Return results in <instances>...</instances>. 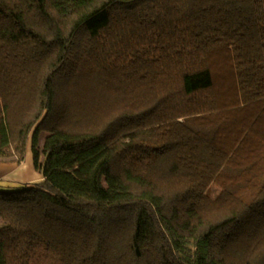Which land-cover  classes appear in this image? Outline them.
<instances>
[{"label": "trees", "instance_id": "1", "mask_svg": "<svg viewBox=\"0 0 264 264\" xmlns=\"http://www.w3.org/2000/svg\"><path fill=\"white\" fill-rule=\"evenodd\" d=\"M29 141L0 264H264V0H0V163Z\"/></svg>", "mask_w": 264, "mask_h": 264}, {"label": "crops", "instance_id": "2", "mask_svg": "<svg viewBox=\"0 0 264 264\" xmlns=\"http://www.w3.org/2000/svg\"><path fill=\"white\" fill-rule=\"evenodd\" d=\"M40 179L32 169L31 162L27 161L21 165L0 163V181L31 183Z\"/></svg>", "mask_w": 264, "mask_h": 264}, {"label": "rangeland", "instance_id": "3", "mask_svg": "<svg viewBox=\"0 0 264 264\" xmlns=\"http://www.w3.org/2000/svg\"><path fill=\"white\" fill-rule=\"evenodd\" d=\"M44 137H45V135H40V146L43 143ZM30 144H31V142L29 141L28 146H27V149H26V152H25L24 160H23V162L21 164H23L25 162L27 163V161L28 162H31L32 169L34 170V172L36 173V175L40 176V174L38 173V171H36L35 168L33 167V157H32V151H31V148H30ZM5 164L12 165V164H17V163L16 162H7ZM21 164H17V165H21ZM11 183L18 184V182H16V181H13ZM217 192H218V189L217 188H213L212 191H211L212 197H214L217 194Z\"/></svg>", "mask_w": 264, "mask_h": 264}]
</instances>
